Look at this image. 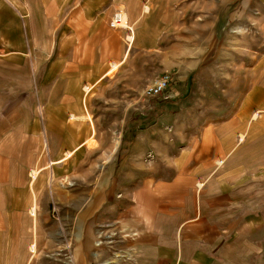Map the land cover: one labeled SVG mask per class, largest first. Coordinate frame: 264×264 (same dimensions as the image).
Returning <instances> with one entry per match:
<instances>
[{
	"label": "crops",
	"instance_id": "1",
	"mask_svg": "<svg viewBox=\"0 0 264 264\" xmlns=\"http://www.w3.org/2000/svg\"><path fill=\"white\" fill-rule=\"evenodd\" d=\"M165 1L0 0V264H264L262 17L260 38L230 60L258 64L226 116L142 129L105 187L88 197L68 184L66 154L87 131L73 133L71 100L126 62L112 15L125 14L140 45L166 27L155 5ZM41 65L43 82L61 85L44 95L63 99L42 124L25 105ZM45 151L47 172L37 169Z\"/></svg>",
	"mask_w": 264,
	"mask_h": 264
},
{
	"label": "rangeland",
	"instance_id": "2",
	"mask_svg": "<svg viewBox=\"0 0 264 264\" xmlns=\"http://www.w3.org/2000/svg\"><path fill=\"white\" fill-rule=\"evenodd\" d=\"M155 5L159 7L158 15L167 23L166 27L162 25L163 32L144 35L143 44L139 45L136 29L130 23V33H123L126 62L111 63L107 72L95 82L80 83V90L74 89L76 86L73 85V94L79 90L71 100V106L79 109V113L73 114L74 121L79 123L75 124L73 132L83 134L86 127L87 131L83 142L73 147L76 151L70 157L72 177L68 184L85 188L88 197L106 186L108 177L119 168L138 131L159 122L173 124L177 116L190 123L222 118L235 107L245 86L253 85L250 81L245 84L243 75L246 69L248 72L256 69L258 62L230 60L233 55L241 54L240 43L251 44L260 38L255 22L258 17L264 20V0L230 3L166 0ZM125 36L131 38L130 43L125 41ZM223 46L229 49L225 50ZM115 64L117 68L110 74ZM245 65L247 68L241 69ZM45 74L46 66L41 65L35 81L37 90L25 98V105L38 109L41 124L47 108L60 106L63 101L44 95L47 90L61 86L45 84ZM164 76L170 77L165 90L151 95L150 89ZM86 86L90 91L85 103L95 133L90 123H84L83 119ZM80 122L85 127L80 126ZM90 138L97 142L92 149L84 145ZM114 138L118 139V146L110 155ZM42 157L47 160L39 163L37 169L48 166L43 169L47 172L50 169L47 151ZM56 170L64 169L61 166Z\"/></svg>",
	"mask_w": 264,
	"mask_h": 264
},
{
	"label": "built area",
	"instance_id": "3",
	"mask_svg": "<svg viewBox=\"0 0 264 264\" xmlns=\"http://www.w3.org/2000/svg\"><path fill=\"white\" fill-rule=\"evenodd\" d=\"M109 28L115 31H119L121 33H130V25L126 18L122 17L121 12H117L113 15L112 19L109 21ZM170 77L164 76L160 79L154 87L150 89L151 95L152 94H160L163 90H165L167 84H169Z\"/></svg>",
	"mask_w": 264,
	"mask_h": 264
},
{
	"label": "bare ground",
	"instance_id": "4",
	"mask_svg": "<svg viewBox=\"0 0 264 264\" xmlns=\"http://www.w3.org/2000/svg\"><path fill=\"white\" fill-rule=\"evenodd\" d=\"M147 6V5H146ZM148 7V6H147ZM151 7V6H150ZM145 9V8H144ZM122 17L123 18H125L126 16H125V14L124 13H122ZM132 26V25H131ZM129 34V33H128ZM132 35V34H131ZM133 37V36H132ZM125 41H127V43H130V41H131V38L130 37H128L127 36V38H126V36H125ZM131 46V45H130ZM116 68H117V64H115V65H112V68H111V73L110 74H112L115 70H116ZM89 91H90V88L89 87H85L84 88V94H85V96H84V102H83V108H84V111H85V113H84V117H83V119H85L84 121V123H86V122H89L90 123V125H91V128H92V132L93 133H95V129H94V126H93V123H92V121L90 120V117H89V113H88V110H87V107H86V97H87V95H88V93H89ZM73 118H75V116L73 115L72 116V119ZM74 133V132H73ZM114 141H113V145H112V148H111V151L109 152L110 153V155L116 150V148H117V146H118V139L117 138H114L113 139ZM96 141L94 140V139H92V138H90V139H87L85 142H84V145H87L89 148H94L95 147V145H96ZM76 151V148H74L71 152H68L67 154H66V159H69L72 155H73V153ZM110 155H109V157H110ZM107 158H108V155H107ZM58 163V162H57ZM57 163H52V165L53 164H57ZM48 168V167H47ZM34 170V169H33ZM41 173V172H40ZM33 176V175H32ZM93 200V199H92ZM33 213V212H32ZM96 243V242H95ZM31 250V249H30ZM33 257V256H32ZM102 264V263H101Z\"/></svg>",
	"mask_w": 264,
	"mask_h": 264
}]
</instances>
